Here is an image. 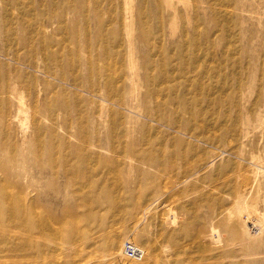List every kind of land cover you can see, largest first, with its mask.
Listing matches in <instances>:
<instances>
[{
  "label": "rangeland",
  "instance_id": "rangeland-1",
  "mask_svg": "<svg viewBox=\"0 0 264 264\" xmlns=\"http://www.w3.org/2000/svg\"><path fill=\"white\" fill-rule=\"evenodd\" d=\"M36 170L30 264H264V0H0V191Z\"/></svg>",
  "mask_w": 264,
  "mask_h": 264
},
{
  "label": "bare ground",
  "instance_id": "bare-ground-1",
  "mask_svg": "<svg viewBox=\"0 0 264 264\" xmlns=\"http://www.w3.org/2000/svg\"><path fill=\"white\" fill-rule=\"evenodd\" d=\"M162 75H159V77ZM17 115V120L24 127L26 124L24 110L22 108L19 109V114ZM143 141L149 145L155 144L153 139H143ZM2 169L7 176L10 175V171L7 168L2 167ZM37 172V170L34 171L33 177L28 173L22 176L23 179H27L30 176V179L26 180L28 181L27 187H31L34 191L30 197L16 196L12 192H8L7 189L0 191V264H30L31 262H38L47 256L49 248L46 243L48 240H70V234H65L64 228L61 225L56 226L48 214L43 212L42 202L38 197L42 187L40 186V181L36 178ZM5 187L11 188L12 186L7 184ZM25 189L26 185H23L22 190L24 191ZM245 203L240 206V212L247 210L248 217H251L252 211ZM70 217H72L70 226H73L76 222V216L72 215ZM255 222L258 225H262L260 221ZM56 224L58 225V223ZM216 232L217 230L213 228L212 238L215 237Z\"/></svg>",
  "mask_w": 264,
  "mask_h": 264
},
{
  "label": "built area",
  "instance_id": "built-area-1",
  "mask_svg": "<svg viewBox=\"0 0 264 264\" xmlns=\"http://www.w3.org/2000/svg\"><path fill=\"white\" fill-rule=\"evenodd\" d=\"M123 254L132 260L141 261L146 256L145 249L131 240H126L122 245Z\"/></svg>",
  "mask_w": 264,
  "mask_h": 264
}]
</instances>
